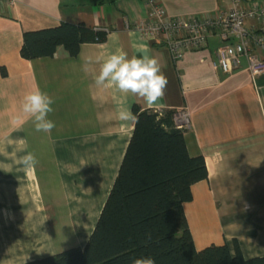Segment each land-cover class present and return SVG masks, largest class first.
I'll list each match as a JSON object with an SVG mask.
<instances>
[{
	"label": "crops",
	"instance_id": "0c3cea01",
	"mask_svg": "<svg viewBox=\"0 0 264 264\" xmlns=\"http://www.w3.org/2000/svg\"><path fill=\"white\" fill-rule=\"evenodd\" d=\"M159 2L172 17H206L227 11L231 0ZM145 13L143 0H0V69L6 70L0 73V264L82 247L93 230L132 133L134 122L119 120L118 109L147 108L139 97L95 85V58L118 48L129 58H156L167 77L158 101L164 107L150 110L190 113L185 145L207 167V178L191 185L192 199L183 203L195 248L227 244L234 254L236 241L243 257L264 255V72L253 79L244 69L214 68L216 37L173 61L165 45L132 30ZM60 22H82L107 36L81 44L76 56L59 46L51 57H21L23 31ZM141 44L147 52L134 47ZM37 87L55 101L51 133L35 131L31 121L12 124L24 94ZM29 152L34 167L18 163ZM53 226L65 227L71 239L57 242Z\"/></svg>",
	"mask_w": 264,
	"mask_h": 264
},
{
	"label": "trees",
	"instance_id": "16d2710c",
	"mask_svg": "<svg viewBox=\"0 0 264 264\" xmlns=\"http://www.w3.org/2000/svg\"><path fill=\"white\" fill-rule=\"evenodd\" d=\"M107 30L82 22L25 30L20 55L31 60L51 57L62 46L76 56L83 43H101ZM6 75L4 67L0 69ZM138 118L115 180L85 244L22 264H131L151 257L155 264H264V255L243 257L234 241L197 250L183 203L192 199L191 185L207 178L202 155H190L183 130L173 126L172 112L162 114L138 104Z\"/></svg>",
	"mask_w": 264,
	"mask_h": 264
},
{
	"label": "built area",
	"instance_id": "2783aa9c",
	"mask_svg": "<svg viewBox=\"0 0 264 264\" xmlns=\"http://www.w3.org/2000/svg\"><path fill=\"white\" fill-rule=\"evenodd\" d=\"M143 3L145 16L132 30L165 45L173 61L182 59L187 51L206 47L208 39L216 37L214 68L225 74L244 69L253 79L264 72V0H231L227 11L206 17H172L159 0ZM171 118L178 129L190 127L186 107L174 109Z\"/></svg>",
	"mask_w": 264,
	"mask_h": 264
},
{
	"label": "clouds",
	"instance_id": "9594fccd",
	"mask_svg": "<svg viewBox=\"0 0 264 264\" xmlns=\"http://www.w3.org/2000/svg\"><path fill=\"white\" fill-rule=\"evenodd\" d=\"M109 38H116V34H110ZM134 47L147 52V48L142 44L134 45ZM91 61L90 57L89 62ZM95 62L100 65L99 72L94 77L97 88L115 89L125 96L131 94L139 97L144 100L148 109L159 111L164 107L158 101L163 99L168 81L156 58L148 55H133L129 58L125 51L118 48L106 57L97 56ZM54 103V99L39 87L29 90L22 97L20 112L12 118V124L19 127L31 121L35 131L51 133L56 126L55 122L49 118L54 112ZM117 118L122 121L138 122V118L132 111L125 107L118 109ZM19 144L22 146L21 150L27 148L26 140H20ZM18 163L34 167L38 161L35 155L29 152L21 156ZM131 264H155V260L151 257H139L133 259Z\"/></svg>",
	"mask_w": 264,
	"mask_h": 264
},
{
	"label": "rangeland",
	"instance_id": "374dc122",
	"mask_svg": "<svg viewBox=\"0 0 264 264\" xmlns=\"http://www.w3.org/2000/svg\"><path fill=\"white\" fill-rule=\"evenodd\" d=\"M53 232L57 242H61L62 240H70L72 237L69 231L62 226H53Z\"/></svg>",
	"mask_w": 264,
	"mask_h": 264
}]
</instances>
